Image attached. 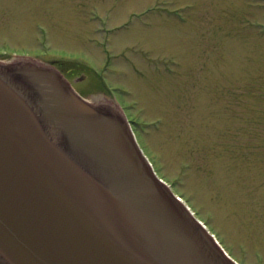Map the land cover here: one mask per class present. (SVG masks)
I'll use <instances>...</instances> for the list:
<instances>
[{
    "label": "rangeland",
    "instance_id": "374dc122",
    "mask_svg": "<svg viewBox=\"0 0 264 264\" xmlns=\"http://www.w3.org/2000/svg\"><path fill=\"white\" fill-rule=\"evenodd\" d=\"M19 54L68 60L83 95L119 100L227 254L264 264V0H0V60Z\"/></svg>",
    "mask_w": 264,
    "mask_h": 264
},
{
    "label": "water",
    "instance_id": "95a60500",
    "mask_svg": "<svg viewBox=\"0 0 264 264\" xmlns=\"http://www.w3.org/2000/svg\"><path fill=\"white\" fill-rule=\"evenodd\" d=\"M0 264L237 263L157 177L122 113L17 61L0 62Z\"/></svg>",
    "mask_w": 264,
    "mask_h": 264
},
{
    "label": "flooded vegetation",
    "instance_id": "af4514ba",
    "mask_svg": "<svg viewBox=\"0 0 264 264\" xmlns=\"http://www.w3.org/2000/svg\"><path fill=\"white\" fill-rule=\"evenodd\" d=\"M51 64L60 70L73 85L76 81H84L87 78L85 75L79 76V73L75 74L64 62L54 60Z\"/></svg>",
    "mask_w": 264,
    "mask_h": 264
}]
</instances>
